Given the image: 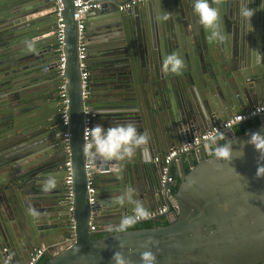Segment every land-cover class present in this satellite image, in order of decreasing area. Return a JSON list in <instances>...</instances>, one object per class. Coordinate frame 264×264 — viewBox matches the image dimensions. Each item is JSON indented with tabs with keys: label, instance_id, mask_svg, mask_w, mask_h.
<instances>
[{
	"label": "water",
	"instance_id": "95a60500",
	"mask_svg": "<svg viewBox=\"0 0 264 264\" xmlns=\"http://www.w3.org/2000/svg\"><path fill=\"white\" fill-rule=\"evenodd\" d=\"M84 1L89 5L84 31L92 126L134 123L149 133L152 159L145 163L139 152L125 161L90 157L92 167L85 169L86 101L75 6L74 0H61L73 175L68 201L63 185L61 76L54 51L55 0H0V77L5 82L0 86V264H23L26 255L41 246L48 258L45 264H113L115 251L140 264V253L146 250L156 254V264L264 263V176H256L259 153L247 143L252 132L264 133V115L242 133L235 134L230 127L172 159L166 165L168 175L175 163L181 170L175 192L170 185H161L163 162L153 160L237 111L264 104L262 0L248 5L256 9L250 25L239 15L240 0H222L218 7L226 36L223 43L209 42L207 30L193 14L192 0H153L152 5L145 0L122 11L119 5L126 0ZM165 12L170 18L158 21ZM26 41L34 44L32 51L26 49ZM171 52L185 61L180 75L161 71L164 56ZM140 66L145 74L141 78ZM191 70L202 77L184 83ZM42 76H51L50 87L33 89ZM174 76L182 85L179 98L169 90ZM140 85L144 87L139 90ZM7 86L12 90L3 93ZM218 135L231 143L230 161L216 159L210 149L211 142L220 146ZM114 167L120 168L118 176L111 171ZM87 173L96 186L93 207L87 201ZM49 175L56 177L57 186L45 193L41 183ZM127 186L137 190L136 198L146 208L152 202L169 204L168 223L133 228L145 222L141 221L122 233L94 237L102 231H91L90 223L99 229L108 216L116 222L132 213L131 205L116 206L110 200ZM29 207L36 210L35 217L28 213ZM148 237L158 242L155 247L146 244ZM119 241L124 248H119Z\"/></svg>",
	"mask_w": 264,
	"mask_h": 264
},
{
	"label": "clouds",
	"instance_id": "9594fccd",
	"mask_svg": "<svg viewBox=\"0 0 264 264\" xmlns=\"http://www.w3.org/2000/svg\"><path fill=\"white\" fill-rule=\"evenodd\" d=\"M251 0H240L239 15L249 25L251 24V17L256 9L249 7ZM222 0H192L193 14L198 18V23L207 30V39L209 42L223 43L226 36L220 24V8L218 5ZM264 3V0H262ZM170 14L165 12L157 16L158 21H167ZM26 49L32 51L34 44L32 42H25ZM185 61L183 57L177 52L166 54L161 63V71L165 74L172 73L179 75L185 68ZM212 139V138H210ZM150 136L147 131H139L134 123L128 122L124 124H116L105 127L103 124H94L87 130V139L83 146L85 151L94 160L102 162L109 161H125L132 160L137 153L141 155L142 160L147 163L152 159L151 150L149 147ZM247 143L254 146L259 153L257 162L256 176H264V133L252 132ZM231 143L220 145L215 148V158L223 161H230L232 159ZM241 151V155H242ZM113 174L119 175L120 168L114 167L111 169ZM57 186V179L54 175H49L41 183V190L45 193L52 191ZM136 189L132 186H127L119 192V194L110 197L111 203L116 206L131 205L132 214L122 216L119 224L115 227L109 225L106 229L109 232L115 231L122 233L126 228L139 220L147 219L149 211L144 204L136 198ZM28 213L35 217L37 212L34 208L29 207ZM158 242L152 237H148L146 244H151L153 247ZM119 248H124L125 244L122 241L118 242ZM113 264H133L130 258L126 257L122 251H115L112 255ZM140 264H156V254L151 250H146L140 253Z\"/></svg>",
	"mask_w": 264,
	"mask_h": 264
},
{
	"label": "built area",
	"instance_id": "2783aa9c",
	"mask_svg": "<svg viewBox=\"0 0 264 264\" xmlns=\"http://www.w3.org/2000/svg\"><path fill=\"white\" fill-rule=\"evenodd\" d=\"M143 0H126L122 4L119 5V10H126L128 8L133 7L134 5H137L141 3ZM56 4V19H57V28L55 30L56 35V42L54 46V51L58 54L59 58L57 61L56 69L59 72L61 79L59 84V90L58 95L60 99V118H61V124L64 126V131L62 132V143L66 154V159L64 162V176H63V185L66 193V198L70 202L72 200V165L70 160V154H69V138L70 133L68 131V117H67V103L68 99L65 94V83L66 79L63 77V69H64V54H63V45H64V24L62 21V17L60 15V11L62 9V2L61 0H55ZM74 6L75 11L73 13V18L77 22V30H78V44H77V52H78V60H79V70H80V76L82 80V98L83 100L86 99L88 90H87V76H88V69L87 64L85 62V56H86V49H87V41L85 36V23H84V13L89 8V5L84 0H74ZM96 6V5H93ZM83 112H84V118H83V139L84 144L87 139V130L92 127V117L93 113L90 112V106L85 103L83 106ZM264 115V104L257 105L255 107H252L250 109H246L244 111L237 112L235 114L230 115L225 120L221 121L217 125H212L208 129L202 131V132H196L190 140L184 142L180 145H175L170 147L165 155L163 157L155 156L154 161L155 162H163V165L160 167V182L161 185H170L172 186L174 184V180L171 177V175H168V167L166 166L171 162L172 159L176 158L177 156L186 153L190 148L200 144L205 143L207 140H211L210 138H214L217 134H222L225 131H227L230 127H233L236 124L250 121L255 119L258 116ZM211 142L210 144H212ZM207 145V144H205ZM86 158H85V169H89L92 167V160L90 159V155H88L86 152ZM87 184H86V190H87V201L89 204V207H93L95 204V187L92 182V179L90 177V174L87 173ZM173 206V204H172ZM169 209V206L163 205L161 207H158L154 210H148L149 211V217L147 219H142L137 222L146 221L151 218L160 217L165 214H167ZM71 211L72 206L69 205L68 212L69 216L71 218ZM131 215V214H130ZM128 216V215H127ZM168 217V216H167ZM166 217V218H167ZM170 217V216H169ZM136 222V223H137ZM72 224V222H71ZM135 224V223H134ZM133 225V224H132ZM115 227V226H113ZM89 229L91 231H99L98 227L90 223ZM102 232H109L106 229ZM44 253V248H37L35 249L31 255L29 256L27 262L25 264H36L37 260L42 256Z\"/></svg>",
	"mask_w": 264,
	"mask_h": 264
},
{
	"label": "crops",
	"instance_id": "0c3cea01",
	"mask_svg": "<svg viewBox=\"0 0 264 264\" xmlns=\"http://www.w3.org/2000/svg\"><path fill=\"white\" fill-rule=\"evenodd\" d=\"M120 2L122 1V0H119ZM146 1L145 0H143L141 3H139V4H144ZM156 4V2H154L153 0H151V5L152 4ZM95 23H97V22H95ZM85 26H86V24H85ZM85 36H86V38H87V34H85ZM55 46V45H54ZM96 74H99L98 72H96ZM51 77V76H50ZM49 76H42V78L40 79V80H37L36 82H38L37 83V86H35V88H33V89H41V88H45V87H50V85H51V82H52V78H50ZM3 84H5V82L2 80V78L0 77V86L1 85H3ZM2 87V86H1ZM12 90V88L10 87V86H7V87H5V88H3L2 89V92L4 93H7V92H9V91H11ZM4 95H6V94H4ZM2 101V100H1ZM90 106L92 105L90 102L88 103ZM244 110V109H243ZM242 110V111H243ZM241 111V110H240ZM240 111H237V112H240ZM226 141V136H224V135H221V136H219L218 137V142L220 143L221 141ZM210 149H212L213 151H215V145H214V143H212V144H210ZM204 150H205V153L207 154L208 153V151H209V148H208V145H204ZM174 170H175V172L180 176V174H181V170H180V166H179V164H177V163H175V164H173V167H172ZM186 168H188V166H187V164L185 165V169ZM159 172H160V167H159ZM94 187H96L95 185H94ZM148 202V201H147ZM154 202H152L151 203V207H148L147 209L148 210H154V209H157L158 207H161V206H163V205H166V206H169V204H161V205H157V204H153ZM132 214V213H131ZM130 215V214H129ZM164 217H167V216H165V215H163ZM163 216H161V217H163ZM170 216V215H169ZM105 221H104V223L99 227V229L101 230V231H104L105 229H107L108 228V226L109 225H111V226H116V225H118L119 223H117V222H119V221H116V222H111L112 221V218L111 217H106L105 219H104ZM116 224V225H115ZM42 247V246H41ZM41 247H38V248H41ZM37 249V248H36ZM31 255V253H28L27 255H26V257L24 258V260H23V264H25L26 262H27V260H28V258H29V256Z\"/></svg>",
	"mask_w": 264,
	"mask_h": 264
},
{
	"label": "trees",
	"instance_id": "16d2710c",
	"mask_svg": "<svg viewBox=\"0 0 264 264\" xmlns=\"http://www.w3.org/2000/svg\"><path fill=\"white\" fill-rule=\"evenodd\" d=\"M257 121H253V120H250V121H247V122H244V123H241L239 125L236 126L235 128V134H239V133H242L244 132V130L246 129V127L250 126V125H254L256 124ZM226 144V141H221L219 143V145H225ZM214 154V153H213ZM188 170V168H186V171ZM170 175L171 177L173 178L174 180V184L171 186V191L172 192H175L179 182H180V176L175 172V170L172 168L171 171H170ZM167 224L168 223V220L166 217H160L159 220H155V221H145V222H141V223H138V224H135L133 226V228H143V227H151L155 224ZM106 234H109V232H102L94 237H99V236H103V235H106ZM47 256L46 255H42L40 256V258L37 260L36 264H45L46 261H47ZM261 264H264V263H261Z\"/></svg>",
	"mask_w": 264,
	"mask_h": 264
},
{
	"label": "flooded vegetation",
	"instance_id": "af4514ba",
	"mask_svg": "<svg viewBox=\"0 0 264 264\" xmlns=\"http://www.w3.org/2000/svg\"><path fill=\"white\" fill-rule=\"evenodd\" d=\"M161 7V6H160ZM151 15V14H150ZM87 39V38H86ZM87 41V40H86ZM150 45H152V43H150ZM86 51H87V49H86ZM102 55H103V53H102ZM142 59H143V57L140 59L139 58V61L142 63ZM85 62H86V56H85ZM86 64H87V69H88V75H89V70H90V68L88 67V63L86 62ZM142 66H140V70H139V72L141 73V76H140V78L141 77H143L145 74L144 73H142L143 72V68H141ZM188 75H186V77H184V79H183V82L184 83H188L189 81L188 80H190V79H197V78H200V77H202V73H199L198 71L196 72V71H193V70H191V72H188L187 73ZM180 75V74H179ZM87 78H88V76H87ZM142 81V80H141ZM86 82H87V90H88V94H87V97H86V99H85V101H86V103L88 102L89 103V97H90V87H89V84H88V81H87V79H86ZM169 84V87H170V92H171V94L173 95V96H177L178 98L180 97V92H181V88H182V85H181V82H180V80H179V78H178V76H174L173 78H172V80L168 83ZM144 86L143 85H140L139 87H138V89L140 90V88L142 89ZM91 101V100H90ZM87 103V104H88ZM89 105V104H88ZM90 106V105H89ZM90 109H91V107H90ZM246 110V109H245ZM242 111V110H241ZM244 111V110H243ZM247 122V121H246ZM237 125H239V124H236V125H234L233 126V130H234V132H235V128H236V126ZM219 136H221V135H218V137ZM226 140H227V136H226ZM219 143V142H218ZM153 160H154V158H153Z\"/></svg>",
	"mask_w": 264,
	"mask_h": 264
}]
</instances>
